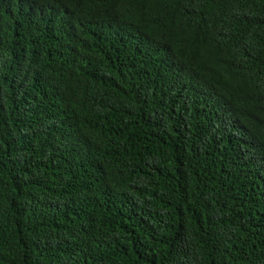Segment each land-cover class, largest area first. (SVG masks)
Here are the masks:
<instances>
[{
  "label": "trees",
  "instance_id": "1",
  "mask_svg": "<svg viewBox=\"0 0 264 264\" xmlns=\"http://www.w3.org/2000/svg\"><path fill=\"white\" fill-rule=\"evenodd\" d=\"M0 264H264V0H0Z\"/></svg>",
  "mask_w": 264,
  "mask_h": 264
}]
</instances>
